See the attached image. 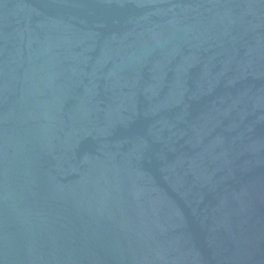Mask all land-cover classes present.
<instances>
[{"label":"water","instance_id":"1","mask_svg":"<svg viewBox=\"0 0 264 264\" xmlns=\"http://www.w3.org/2000/svg\"><path fill=\"white\" fill-rule=\"evenodd\" d=\"M0 264H264V0H0Z\"/></svg>","mask_w":264,"mask_h":264}]
</instances>
